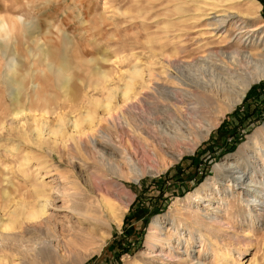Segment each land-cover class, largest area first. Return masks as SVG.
Instances as JSON below:
<instances>
[{
  "label": "rangeland",
  "instance_id": "obj_1",
  "mask_svg": "<svg viewBox=\"0 0 264 264\" xmlns=\"http://www.w3.org/2000/svg\"><path fill=\"white\" fill-rule=\"evenodd\" d=\"M256 1L257 8L251 9L253 25L264 24V0ZM213 2L246 10L238 0H0V22L17 20L25 32H15L8 39L7 51L5 40L0 42V204L11 201L7 203L11 209H0L6 232L18 234L21 230L22 219L11 210L16 201L29 200L28 190L34 183L53 194L51 215L40 221V232L15 242L8 253L10 262L5 264H192L191 256L206 264H264L261 224L253 228L250 239L236 228L213 247L202 250L198 241L190 255L171 229L175 200L184 199L209 178L213 181L215 166L234 161L243 146L262 137L264 79L250 87L243 101L220 119L208 137L181 153L168 168L147 173L139 181L120 178V186H126L128 192L123 200L128 209L120 222L110 220L95 226L94 221L82 220L86 211L96 215L87 202L99 204L98 214L105 218L108 204L123 201L111 190L99 191L88 181L93 165L103 159L89 143L83 151L68 149L49 134L52 129L61 145L67 141L77 147L75 120L82 130H88L85 119L100 117L113 93L114 103L121 102L126 77L149 69L148 61L159 52L161 43L175 53L182 44L180 35L203 32L197 30L205 21L194 18L203 16V5ZM4 36L2 33V39ZM193 41L188 42L191 49L197 45ZM36 69L46 70V79L39 78L42 86L38 88L32 80L23 89L17 73ZM67 76L69 80L62 83ZM17 93L21 104L14 102ZM36 94L46 103L41 102L47 113L42 109L30 113V97ZM20 108L24 112L15 115ZM234 143L235 149L229 151ZM104 152L106 159L101 163L125 174L128 168L122 157L109 148ZM81 160L90 166L85 169ZM61 193L77 201L81 214ZM238 209L235 203L232 214L237 215ZM156 218L161 219L163 230L160 242L153 241V245L150 231ZM183 230L187 235L188 228ZM8 241L12 244L10 239L0 243ZM238 252H242L241 262Z\"/></svg>",
  "mask_w": 264,
  "mask_h": 264
},
{
  "label": "bare ground",
  "instance_id": "obj_2",
  "mask_svg": "<svg viewBox=\"0 0 264 264\" xmlns=\"http://www.w3.org/2000/svg\"><path fill=\"white\" fill-rule=\"evenodd\" d=\"M254 1L238 0L246 6L245 11L234 10L220 2L203 5V16L194 18L198 22L205 21L201 29L199 27L197 30L203 32L180 35L182 44L177 46L175 53H170L166 45L161 43L159 52L148 61L149 69H140L136 74L126 77L128 83L121 102L114 103L116 93H113L110 95L111 100L104 104L105 110L100 117L85 119L88 130H82L80 121L75 120L77 147L67 141L65 146L61 145L56 132L52 129L49 131L60 147L83 151L89 143L103 159L106 157V148L122 157L128 168L123 175L102 164L103 159L93 165L87 179L97 190H111V194L122 202L128 192L126 186H120V178L126 176L139 181L147 173L168 168L181 153L191 150L195 143L208 137L220 119L243 101L250 87L264 79V24L253 25L255 17L251 9L257 8ZM15 32H23L17 20L0 22V37L2 33L6 36L0 38V42H6L5 51L8 50L7 42L11 41ZM260 32L262 35L258 40ZM189 40H194L196 47L191 49ZM151 64L159 69L152 65L153 69ZM29 73L22 70L17 73L22 79V88L26 90L32 80L35 86L41 87L39 78L43 76L46 79V70L36 69ZM68 80V76L64 77L62 83ZM20 91L19 88L17 92ZM19 93L14 98L17 104L22 103L18 100ZM41 100L39 94L32 99L30 97V113L38 109L47 113ZM43 104L46 105L45 102ZM23 112L24 109L20 108L15 115ZM261 135V138L256 137L243 146L234 161L228 160L220 167L215 166L213 181L209 178L184 199L175 200L171 229L179 234L178 240L185 245L187 255L192 253L198 241L202 250L217 245L224 236L233 234L229 232L230 229L238 228L243 238L250 239L257 224L264 227V132ZM85 161L80 162L86 169L90 165ZM93 178L98 182L93 183ZM111 185L115 188H109ZM45 187L34 183L31 191L28 190L29 200L16 201L11 213L18 214L22 219L18 234L6 232L7 224L0 221V241H12V244L9 241L0 243L1 264L10 260L8 253L15 242L24 239L28 233L38 234L40 221L51 215L48 211L52 207L53 194H47ZM62 196L67 197L66 194ZM66 199V203L73 204V210L78 213L80 205L77 201ZM9 202L0 204V209H11L7 204ZM127 203L108 204L109 211L105 219L98 214L101 209L99 204L87 202L88 208L95 211L96 215H87L86 211L87 216L82 215L81 218L94 221L95 226H102L103 222L110 220L120 222L128 209ZM235 203L239 205L237 215L231 211ZM184 228H188L187 235ZM162 230L161 219L156 218L150 231L152 242H160ZM241 256L242 252H238L239 262ZM190 261L192 264H206L198 259L196 261L192 256ZM249 264L255 263L251 261Z\"/></svg>",
  "mask_w": 264,
  "mask_h": 264
},
{
  "label": "trees",
  "instance_id": "obj_3",
  "mask_svg": "<svg viewBox=\"0 0 264 264\" xmlns=\"http://www.w3.org/2000/svg\"><path fill=\"white\" fill-rule=\"evenodd\" d=\"M236 143H234L231 147H229V151H233L235 149Z\"/></svg>",
  "mask_w": 264,
  "mask_h": 264
}]
</instances>
